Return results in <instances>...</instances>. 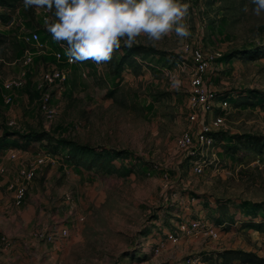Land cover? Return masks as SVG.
I'll list each match as a JSON object with an SVG mask.
<instances>
[{
	"label": "rangeland",
	"instance_id": "rangeland-1",
	"mask_svg": "<svg viewBox=\"0 0 264 264\" xmlns=\"http://www.w3.org/2000/svg\"><path fill=\"white\" fill-rule=\"evenodd\" d=\"M179 2L188 5L187 37L173 31L152 42L141 33L131 48L122 39L110 62L64 66L66 79L47 90L51 113L40 109L39 84L43 68L63 66L45 24L53 14L24 3L6 10L0 162L10 172L0 174V264H246L224 263V250L264 257V233L248 228L264 224V152L247 142L264 139V54H256L264 52V11L255 14L252 0ZM31 32L46 46L31 47L33 64L24 66L21 36ZM195 50L212 56L205 86L215 107L205 120L219 115L222 124L209 131L212 145L190 154L177 140L199 129L187 101ZM123 55L132 66H117ZM23 72L5 103L3 82ZM224 97L227 107L217 109ZM37 156L44 161L16 205L8 183L22 182L14 169ZM192 220L200 228L187 229Z\"/></svg>",
	"mask_w": 264,
	"mask_h": 264
},
{
	"label": "clouds",
	"instance_id": "clouds-1",
	"mask_svg": "<svg viewBox=\"0 0 264 264\" xmlns=\"http://www.w3.org/2000/svg\"><path fill=\"white\" fill-rule=\"evenodd\" d=\"M25 8H45L54 18L45 21L55 42H64L70 62H110L121 46L131 48L146 34L152 42L175 31L189 35L182 19L188 5L179 0H23ZM254 12L264 11V0H252ZM247 10V9H245Z\"/></svg>",
	"mask_w": 264,
	"mask_h": 264
},
{
	"label": "built area",
	"instance_id": "built-area-1",
	"mask_svg": "<svg viewBox=\"0 0 264 264\" xmlns=\"http://www.w3.org/2000/svg\"><path fill=\"white\" fill-rule=\"evenodd\" d=\"M50 40L53 43H56V49L52 52V55L55 61L58 64H63V66L59 65H52L46 66L42 69L40 74L41 83L39 87L41 88L40 93V109L44 113H51L52 109L49 105L50 94L47 92L48 88L53 86H58L66 79V69L63 68L66 66L67 68L72 66L74 62H70L69 57L65 54V49L67 47L66 43L64 42H55L50 36ZM21 41L25 45L23 50V58L22 63L24 66L32 65L33 64V51L32 48L43 49L45 48L44 42H41L39 38V34L37 32H31L24 36H21ZM212 56L204 57L201 52L195 50L192 54V60L194 64V73L190 76L189 84L191 87V93L188 96V106L193 110L191 116L192 118L198 117L199 122V129L194 133L191 134L189 130H184L177 142L181 148L188 149V153L193 154L195 152V148L201 145H212L214 142V137L209 132L213 127H217L222 124V118L219 115H216L214 118L211 119L210 122L205 120V117L212 112L214 106L213 98L214 95L206 88L205 86V74L208 69V65ZM25 73H22V77H15L7 79L2 84V98L5 103H10L12 101L13 91L16 88L22 86L24 82L23 76ZM228 105L227 97L221 98L217 104V109L224 110ZM44 161V157L37 156L35 160L30 163L29 165L23 166H16L14 171L17 173V176L22 179V182H9L8 187L9 189L13 190V199L16 205H19L25 195V185L23 181L29 182L34 177V170L37 166L41 165ZM10 168L2 164L0 162V174H6V172H10ZM193 170L197 173L201 172L202 166L200 162H195ZM201 223L199 220H192L189 223L187 229L189 230H196L200 228ZM180 230H186V225L181 224L179 227ZM208 233L212 238H218V230L215 227L210 226L208 229ZM169 239L172 242L177 240V233L173 232L168 234ZM0 240L4 242L5 246L7 245V240L5 236L0 235ZM196 259L188 258L184 260V264H194Z\"/></svg>",
	"mask_w": 264,
	"mask_h": 264
},
{
	"label": "trees",
	"instance_id": "trees-1",
	"mask_svg": "<svg viewBox=\"0 0 264 264\" xmlns=\"http://www.w3.org/2000/svg\"><path fill=\"white\" fill-rule=\"evenodd\" d=\"M23 3V0H0V9L5 11L0 12V20L4 23H9L11 20V16L6 12L8 9L15 8L18 4ZM51 14H53L51 12ZM1 41V38H0ZM129 51H135V49H129ZM257 51V57H260L264 54V52ZM259 52V53H258ZM123 65L132 66L133 59L130 58L128 55H123L117 66L121 67ZM214 139L217 138L215 133H210ZM236 137V136H235ZM247 142L250 144V147L255 151L264 152V139L261 137L256 136H249L247 138ZM248 228L258 230L264 233V224L262 222H250ZM218 257L224 263H227L228 260H239L240 262L246 264H264V257L258 256L253 252H246L242 250H224L218 254Z\"/></svg>",
	"mask_w": 264,
	"mask_h": 264
},
{
	"label": "crops",
	"instance_id": "crops-1",
	"mask_svg": "<svg viewBox=\"0 0 264 264\" xmlns=\"http://www.w3.org/2000/svg\"><path fill=\"white\" fill-rule=\"evenodd\" d=\"M5 181H6V178H5V180H4V183H5Z\"/></svg>",
	"mask_w": 264,
	"mask_h": 264
}]
</instances>
